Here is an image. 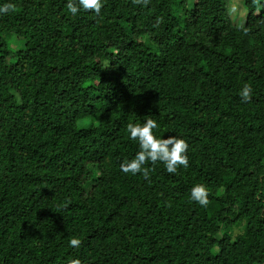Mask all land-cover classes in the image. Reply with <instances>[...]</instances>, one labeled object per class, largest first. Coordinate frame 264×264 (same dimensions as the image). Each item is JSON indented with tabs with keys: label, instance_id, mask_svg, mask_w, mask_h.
<instances>
[{
	"label": "trees",
	"instance_id": "trees-1",
	"mask_svg": "<svg viewBox=\"0 0 264 264\" xmlns=\"http://www.w3.org/2000/svg\"><path fill=\"white\" fill-rule=\"evenodd\" d=\"M67 3L0 0V264H264V0ZM148 118L187 168L120 171Z\"/></svg>",
	"mask_w": 264,
	"mask_h": 264
},
{
	"label": "clouds",
	"instance_id": "clouds-1",
	"mask_svg": "<svg viewBox=\"0 0 264 264\" xmlns=\"http://www.w3.org/2000/svg\"><path fill=\"white\" fill-rule=\"evenodd\" d=\"M137 4L146 6L149 0H134ZM10 5L0 6V13L10 10ZM102 7V0H68V12L75 16L80 10H92L99 15ZM252 88L245 84L240 90L239 95L243 101H248L251 97ZM158 127L156 120L148 118L142 124H129L127 131L129 138L138 142L139 151L135 156L120 164V171L135 175L140 173L144 178L148 177L149 169L145 168L146 162L155 163L160 161L164 164L168 173H175L179 166L188 167L187 149L188 144L184 139L175 136L168 138H157L153 130ZM191 199L201 206L208 204V189L203 184H196L190 191ZM71 246L78 247L79 239H72ZM74 264H79L75 261Z\"/></svg>",
	"mask_w": 264,
	"mask_h": 264
},
{
	"label": "rangeland",
	"instance_id": "rangeland-1",
	"mask_svg": "<svg viewBox=\"0 0 264 264\" xmlns=\"http://www.w3.org/2000/svg\"><path fill=\"white\" fill-rule=\"evenodd\" d=\"M238 2V0H234V7L236 6V3ZM9 44L12 46V48L14 49V50H17V49H20L21 47H22V43L21 42H18L16 39H12L10 42H9ZM10 49V48H9ZM13 60H14V58L13 57H10L9 59H8V62H13Z\"/></svg>",
	"mask_w": 264,
	"mask_h": 264
}]
</instances>
